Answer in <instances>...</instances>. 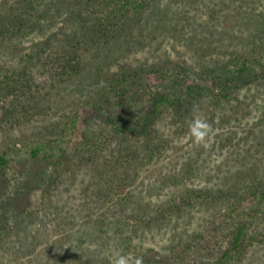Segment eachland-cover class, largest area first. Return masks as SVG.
Here are the masks:
<instances>
[{"label":"rangeland","instance_id":"obj_1","mask_svg":"<svg viewBox=\"0 0 264 264\" xmlns=\"http://www.w3.org/2000/svg\"><path fill=\"white\" fill-rule=\"evenodd\" d=\"M28 1L0 0V20L26 17L0 44V82L5 73L27 71L34 96L24 101L14 90L0 97V154L7 159L0 167V264H111L117 252L142 257L143 264H195L206 241L200 235L226 213L227 202L213 193L264 185V75L228 96L208 76L247 60V69L262 71L250 54L264 38V0H160L153 17L143 15L112 41L108 57L90 49L93 69L71 76L56 75L39 61L34 42L43 35L30 31L28 20L41 5L34 1L30 10ZM153 60L179 71L184 87L205 82L209 88L179 112L161 107L150 115L148 133L126 134L140 155L144 141L156 145L153 156L129 161L126 174L109 162L122 133L90 99L107 74ZM23 90L30 89L23 84ZM19 101L29 106L26 116ZM2 104L11 118H4ZM194 104L213 125L207 146L189 134ZM124 115L116 112L120 125ZM124 176L127 184L117 189ZM195 191L211 198L172 207ZM246 195L235 204L234 221L244 222L248 239L223 264H264V213Z\"/></svg>","mask_w":264,"mask_h":264},{"label":"trees","instance_id":"obj_2","mask_svg":"<svg viewBox=\"0 0 264 264\" xmlns=\"http://www.w3.org/2000/svg\"><path fill=\"white\" fill-rule=\"evenodd\" d=\"M34 1H37V5H41V7L36 9L37 13L34 14V17L29 18L28 24L30 31L40 32L43 35L41 40L34 42L38 48L39 61L44 64V67L50 66L53 69L51 72L60 76L81 75L82 71L89 66L93 69L87 54L90 49L94 50V53H99L97 57L100 54L102 57H108L113 52L112 41L127 35L133 24L138 22L143 15L151 18L157 13V10H160L158 9L160 0H49L44 3L43 0H30V2L28 1L30 10L35 9L31 5L34 4ZM20 15L22 18L15 14L13 15L15 18L9 16V18L4 17L0 20V44L7 39V33L24 26L26 17L23 16L25 14L21 13ZM58 20L59 22H57ZM50 47L52 50L46 51V48ZM252 51L250 57L255 61L256 67L261 68V72L247 69L245 63L249 60L234 69L223 65L217 68L218 73L210 74L209 72L208 76L214 88H219L221 92H224V96H228L232 90L250 83L253 78L258 79L263 76L264 38L260 41L259 49ZM94 70L98 71L97 68ZM97 73L99 74V71ZM14 74L15 78L4 74V79L0 82V97L19 90L21 93L18 95L26 96L24 101L29 100L30 97L33 98L28 72L22 70L16 75ZM105 80L104 86L90 99V105L93 110L106 112V115L101 113L104 120L116 132L122 133V140L117 146L118 155L114 158L111 157L109 162L110 164L114 163L119 168L118 171L122 170L126 174H129L127 168L130 164L129 161L138 156L142 157L144 154L149 158L156 153L155 142L152 145V141L150 142L148 139L143 142V152L140 155L138 149L128 146L127 135L132 134L131 132L148 133L149 125L153 122L150 115L156 116L161 107H173L179 112L182 108L184 109V102L190 103L192 99L203 96V93L207 92L209 88L205 82L197 85L187 84L184 87L185 82L181 73L176 70L170 72L157 60L146 62V65L138 67L127 66L122 68L119 73L107 74ZM23 84H26L30 90H23ZM132 88L134 90L130 91L129 89ZM24 101H19L22 104L20 112L27 115L29 106L23 103ZM2 105L1 108L5 109L4 118H11L9 116L11 115L10 108ZM16 107L19 106L16 105ZM118 110L126 112L124 115L126 122L123 125L119 124V117L116 116ZM101 114L99 113L97 116L100 117ZM95 147L94 151L97 149L96 145ZM38 152V149L31 151L35 157ZM78 152L79 150H77ZM62 155L65 157V154ZM6 163L5 153H1L0 167ZM120 178L116 184L117 189L125 186L128 182L127 177ZM243 192L236 193L232 190L221 191L218 189L213 193L212 198H221L227 202L224 207L226 213L219 221H212L209 228L205 230V234L200 235L206 241L204 244H199V248L200 251L205 250V252L199 251V258L196 259L195 264H223L224 261L233 258L244 249V242L248 239L247 228L241 219L238 218L234 221L235 204L244 199V195L247 194L258 200L256 208L264 213V185L255 181L253 185L249 184ZM207 195L196 191L192 194L188 192L172 207H176L178 210L185 204L193 202V197L211 198ZM155 262L144 264L162 263L161 261Z\"/></svg>","mask_w":264,"mask_h":264},{"label":"clouds","instance_id":"obj_3","mask_svg":"<svg viewBox=\"0 0 264 264\" xmlns=\"http://www.w3.org/2000/svg\"><path fill=\"white\" fill-rule=\"evenodd\" d=\"M192 120L189 124V134L195 144L207 146L209 138L213 134L212 123L200 114L198 104L192 106ZM111 264H143L142 257H131L127 254L117 252L111 261Z\"/></svg>","mask_w":264,"mask_h":264}]
</instances>
